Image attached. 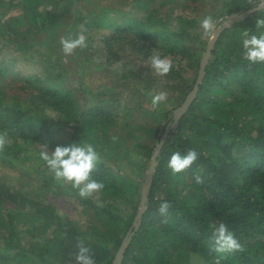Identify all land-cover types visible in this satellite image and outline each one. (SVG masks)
Here are the masks:
<instances>
[{
  "label": "trees",
  "instance_id": "1",
  "mask_svg": "<svg viewBox=\"0 0 264 264\" xmlns=\"http://www.w3.org/2000/svg\"><path fill=\"white\" fill-rule=\"evenodd\" d=\"M114 3L118 0H0V133H6L7 141L0 163L42 191L74 197L89 216L80 231L45 198L0 178V264H76L79 241L96 264H113L127 236L117 264H215L217 256L223 257L220 264H264V62L243 58L241 37L246 29L264 32L255 26L264 9L222 27L192 100L177 116L208 42L194 29L209 16L219 25L230 14L249 9V0H128L129 8ZM55 4L61 9L72 5L67 32L79 27L96 31L112 55L126 46L145 57L159 51L171 59L170 72L162 76L167 100L151 120L139 116L146 111L144 98L112 107L84 103L71 87L56 82L55 71L23 74L11 67L14 55L6 53L4 42L27 49L31 37L54 18ZM207 4L205 12H186ZM78 61L81 86L85 61ZM190 68L192 75L187 74ZM130 72L127 68L119 77ZM147 86L160 87L154 80L137 88L150 103L155 93ZM161 138L135 227L141 187L125 167L135 154L132 169L143 174ZM73 143L91 144L99 154L92 173L105 185L95 194L99 199L81 198L71 184L57 182L40 159L41 145L52 151ZM188 149L196 150L198 159L173 174L167 167L171 154L185 155ZM196 175L203 183H196ZM164 200L171 203L166 217L158 212ZM219 221L234 233L242 251L212 250L210 224Z\"/></svg>",
  "mask_w": 264,
  "mask_h": 264
},
{
  "label": "rangeland",
  "instance_id": "2",
  "mask_svg": "<svg viewBox=\"0 0 264 264\" xmlns=\"http://www.w3.org/2000/svg\"><path fill=\"white\" fill-rule=\"evenodd\" d=\"M119 1L114 4L129 8L128 3H126L128 0ZM46 4L47 6L50 5V3ZM56 6L55 4V8H53L56 13L54 18L42 30L31 37L27 49H12L11 42H4V46L2 47L6 53L11 52L12 54L10 55H14L11 57V67L23 74L37 72L45 75V72L55 71V73H59L58 76H54L56 82L71 87L74 94L84 103H90L92 101L94 103L101 102L104 106L112 107L117 105V103L120 106L125 101L132 105L136 101L144 98L142 108L146 107V111H141L139 116L151 120V114H157L161 110L160 108H162L161 104L158 108L153 109L152 103L146 101L149 97L147 95L139 96L138 93L140 91L137 88L140 85L144 87L151 85L156 80L160 89L153 90L147 86L151 92L155 94L158 92L167 93L169 89L166 84L167 80L162 78V76L156 75L150 66L147 65L150 56L145 57L139 53L137 54L133 50L129 51L125 49L126 46L123 47L124 49H118L116 54L112 55L104 50L103 43L98 39L99 34L95 33L96 31L87 32L81 30L79 27L73 28L76 32H72V30L67 32L70 24L69 21L72 19V5L66 4L63 9L60 6ZM208 9L209 4L202 5V7L195 6L194 10L190 9L186 12L194 15L198 12H205ZM215 24L217 25V22ZM78 25L76 24V27ZM194 31L193 34L196 33L198 36L207 39V41L211 38V36L203 35V29L201 27L194 29ZM81 33L85 35L88 46L86 48H77L73 53L74 56L65 55L61 49V37L76 38ZM154 54H158L161 58H169L159 51L154 52ZM78 58L85 61L82 74L84 82L81 86L77 79L78 73L80 76L82 72V67L78 64ZM127 68H132L133 72L119 77V74ZM192 73V69H188L187 74L192 75ZM95 93L97 95L94 96ZM130 158L133 162L126 164L125 171L132 177L135 183L142 187L146 170L142 174V171L138 172L132 169L135 166L133 160L135 159V154ZM137 158H139L138 155ZM0 178L11 186H18L20 188H23L22 186L27 187L34 197L45 198L54 206L55 212L64 221L69 222L72 227L80 231L82 230V226L89 220L88 213L83 209L82 204L77 199L69 195H53L52 193L42 191V189L40 190L39 184L25 181L15 169L8 165L0 163ZM66 261H61L60 264L62 262L65 264L70 263V260ZM188 264H194V262L191 261Z\"/></svg>",
  "mask_w": 264,
  "mask_h": 264
},
{
  "label": "clouds",
  "instance_id": "3",
  "mask_svg": "<svg viewBox=\"0 0 264 264\" xmlns=\"http://www.w3.org/2000/svg\"><path fill=\"white\" fill-rule=\"evenodd\" d=\"M250 11L256 13L264 9V0H249ZM256 29H264V16H259L255 20ZM200 27L203 29L204 36L215 38L218 31V26L213 22L211 16L206 17ZM243 58L251 63L264 62V32L259 35L250 34L249 30H244L241 33ZM61 49L65 55H71L77 48H86V37L83 33L76 38L61 37ZM158 76L168 74L172 68L170 58H161L158 54H153L149 57L147 64ZM167 100L166 92H158L152 95V107L156 109L159 105ZM113 137V140H116ZM6 133H0V151L6 144ZM40 159L45 162L48 169L53 173L54 179L57 182L69 183L74 189L78 190L81 198H93L95 194L100 193L105 185L103 181H99L92 177L100 157L96 149L91 144L73 143L69 146L57 145L54 150L49 151L47 145H41ZM198 159V153L194 149H188L185 155L180 152L171 154L168 160L167 167L173 174L180 173L189 168ZM196 183H203L199 175L195 176ZM95 199H99L95 195ZM171 207L169 201H162L158 207V212L162 216H167L168 210ZM166 222V220H165ZM212 241V250L216 253H228L242 251L243 247L234 233L229 230L228 226L219 221L210 224ZM222 256L215 258V264H220ZM76 264H96L91 250L84 245L83 241L78 242V251L75 255Z\"/></svg>",
  "mask_w": 264,
  "mask_h": 264
},
{
  "label": "water",
  "instance_id": "4",
  "mask_svg": "<svg viewBox=\"0 0 264 264\" xmlns=\"http://www.w3.org/2000/svg\"><path fill=\"white\" fill-rule=\"evenodd\" d=\"M250 11V8L249 9H246V10H243V11H240V12H237V13H233V14H230L229 16H227L222 23H220L218 25V31L216 32L215 34V38L213 39L212 37L209 39L206 47H205V50L203 51L202 55H201V58H200V62H199V69H198V74H197V77H196V81L193 85V89L191 91H189L184 99V101L176 108V111L178 112L177 113V116L186 108V106L188 105V103L192 100L194 94H195V91L197 89V86H198V83L200 82L202 76H203V70H204V65H205V62L211 52V48L213 47V44L217 38V35H218V32L222 29V27L224 25H229L231 24L233 21L239 19V18H243L244 16H246ZM162 139L161 138L157 144H156V147L154 148L153 150V154H152V157L149 161V164H148V167L145 171V177H144V182L142 184V187H141V196H140V206H139V209L134 217V220H133V225L136 227L140 221V216H141V213L144 209V202H145V199H146V196H147V189H148V185H149V182H150V179H151V174H152V171H153V168L155 167V164H156V156H157V153H158V149L161 145V142H162ZM130 236H127L125 238H123L122 242L120 243L116 253H115V256H114V263L113 264H117V263H120L121 261V258H122V255H123V252L128 244V240H129Z\"/></svg>",
  "mask_w": 264,
  "mask_h": 264
}]
</instances>
